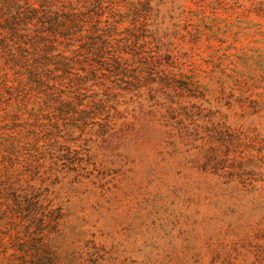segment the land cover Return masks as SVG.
I'll return each mask as SVG.
<instances>
[{"label": "rangeland", "instance_id": "374dc122", "mask_svg": "<svg viewBox=\"0 0 264 264\" xmlns=\"http://www.w3.org/2000/svg\"><path fill=\"white\" fill-rule=\"evenodd\" d=\"M148 4L146 34L182 90L88 91L105 90L113 116L84 129L85 168L54 187L55 264H264V0ZM162 102L192 110L188 145L166 138L153 116Z\"/></svg>", "mask_w": 264, "mask_h": 264}, {"label": "trees", "instance_id": "16d2710c", "mask_svg": "<svg viewBox=\"0 0 264 264\" xmlns=\"http://www.w3.org/2000/svg\"><path fill=\"white\" fill-rule=\"evenodd\" d=\"M118 1L0 0V243L8 234L1 247L8 264H55L45 241L61 217L54 187L63 174L85 168L84 129L113 116L105 90L88 93L92 86L107 81L136 96L147 86L151 98L156 91L167 96L149 87L154 82L182 90L170 62L161 61L158 40L146 34L148 0H121L126 12L115 8ZM189 111L162 102L153 116L168 140L175 130L186 146Z\"/></svg>", "mask_w": 264, "mask_h": 264}]
</instances>
